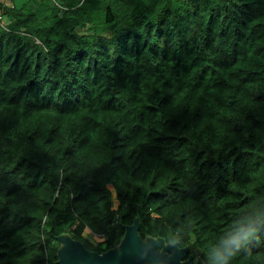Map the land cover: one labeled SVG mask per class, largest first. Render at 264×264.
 I'll list each match as a JSON object with an SVG mask.
<instances>
[{
    "label": "trees",
    "instance_id": "1",
    "mask_svg": "<svg viewBox=\"0 0 264 264\" xmlns=\"http://www.w3.org/2000/svg\"><path fill=\"white\" fill-rule=\"evenodd\" d=\"M48 1L1 8L0 264L137 218L193 264H264V0Z\"/></svg>",
    "mask_w": 264,
    "mask_h": 264
},
{
    "label": "water",
    "instance_id": "2",
    "mask_svg": "<svg viewBox=\"0 0 264 264\" xmlns=\"http://www.w3.org/2000/svg\"><path fill=\"white\" fill-rule=\"evenodd\" d=\"M140 226L138 218L133 224L125 225L120 243L102 253L91 251L81 241L62 234L57 237L58 264H193L194 257H186L190 247L167 243L161 237L143 238Z\"/></svg>",
    "mask_w": 264,
    "mask_h": 264
},
{
    "label": "crops",
    "instance_id": "3",
    "mask_svg": "<svg viewBox=\"0 0 264 264\" xmlns=\"http://www.w3.org/2000/svg\"><path fill=\"white\" fill-rule=\"evenodd\" d=\"M25 2H22V5L24 4ZM21 5V6H22ZM0 7H8V8H13V7H17L16 6V2L15 0H0ZM18 8V7H17ZM87 237H90L89 235L86 234ZM91 239V237H90Z\"/></svg>",
    "mask_w": 264,
    "mask_h": 264
},
{
    "label": "rangeland",
    "instance_id": "4",
    "mask_svg": "<svg viewBox=\"0 0 264 264\" xmlns=\"http://www.w3.org/2000/svg\"><path fill=\"white\" fill-rule=\"evenodd\" d=\"M51 2H56L55 0H50ZM15 2H16V6L17 7H21V5H22V2H27V0H15ZM59 2H61V1H59ZM45 4H47V5H49L50 4V2L48 1V0H45ZM3 20L6 22V23H8V17H7V15H3Z\"/></svg>",
    "mask_w": 264,
    "mask_h": 264
},
{
    "label": "clouds",
    "instance_id": "5",
    "mask_svg": "<svg viewBox=\"0 0 264 264\" xmlns=\"http://www.w3.org/2000/svg\"><path fill=\"white\" fill-rule=\"evenodd\" d=\"M1 7H0V13H1ZM0 23H1V25H2V27H5L6 25H7V23L3 20V15H2V19L0 20ZM114 192V191H113ZM114 199H116V195H115V193H114ZM87 229H90V228H86L85 229V232H84V236H86V232H87ZM87 235H89V234H87ZM90 237H91V239H93V240H95V237H92L91 235H89ZM100 253V252H99Z\"/></svg>",
    "mask_w": 264,
    "mask_h": 264
},
{
    "label": "built area",
    "instance_id": "6",
    "mask_svg": "<svg viewBox=\"0 0 264 264\" xmlns=\"http://www.w3.org/2000/svg\"><path fill=\"white\" fill-rule=\"evenodd\" d=\"M1 19H2V15L0 13V20ZM86 233L89 234V235H91L92 237H97V235L91 229H87V232ZM99 237H101V236H99Z\"/></svg>",
    "mask_w": 264,
    "mask_h": 264
}]
</instances>
